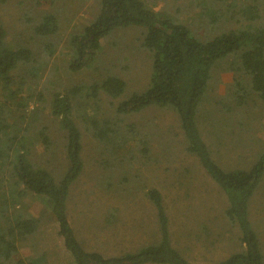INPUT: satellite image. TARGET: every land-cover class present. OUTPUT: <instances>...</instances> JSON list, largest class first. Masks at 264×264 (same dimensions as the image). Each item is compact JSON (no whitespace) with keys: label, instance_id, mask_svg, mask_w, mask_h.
Masks as SVG:
<instances>
[{"label":"rangeland","instance_id":"rangeland-1","mask_svg":"<svg viewBox=\"0 0 264 264\" xmlns=\"http://www.w3.org/2000/svg\"><path fill=\"white\" fill-rule=\"evenodd\" d=\"M142 1L202 41L248 24L264 29V0ZM98 10L99 0H0L6 46L30 53L10 74L15 96H7L0 85V123L10 128L0 136L6 130L22 136L29 162L60 178L67 167L65 136L50 102L56 94L69 97L81 134L83 168L70 188L67 217L88 252L112 257L155 243V214L146 198L152 189L159 192L168 216L170 242L188 262L216 264L241 252L237 227L224 215L226 198L185 151L176 114L157 106L128 116L116 113L120 102L147 87L151 60L142 45L144 30L132 26L113 31L100 41L89 68L69 70V41L94 21ZM248 10L252 18L246 17ZM47 15L55 17L58 30L42 37L35 29ZM109 76L125 83L124 95L111 99L98 91L90 97L88 89ZM236 77L234 57L217 63L196 115L201 138L224 171L249 170L264 150V102L245 83L244 102L238 104L232 95ZM40 134L47 136L48 146ZM8 169L0 167L4 214L40 220L38 231L17 245L12 260L42 255L47 264H71L45 200L19 188L16 192ZM248 214L264 264V174Z\"/></svg>","mask_w":264,"mask_h":264},{"label":"trees","instance_id":"trees-1","mask_svg":"<svg viewBox=\"0 0 264 264\" xmlns=\"http://www.w3.org/2000/svg\"><path fill=\"white\" fill-rule=\"evenodd\" d=\"M52 1V0H50ZM246 17L252 18L246 11ZM140 27L144 30L143 48L149 53L151 73L145 90L132 93L116 107L121 116L136 114L150 106L166 108L176 114L179 129L185 140V151L194 156L209 179L224 194L227 207L224 215L237 227L244 249L216 264H263V256L256 232L250 221V200L264 174V150L247 171H224L212 159L196 124L199 105L203 102L212 68L228 57L235 59V101L244 102L246 88L264 102V29L248 24L220 34L209 41H202L184 25L148 10L142 0H99V10L94 21L69 41L72 60L69 70L78 72L89 68L100 48V41L115 30ZM58 30L53 15L43 17L35 32L48 37ZM30 59L26 49L9 48L5 44V31L0 26V85L7 96L13 97L10 74L16 67ZM247 79V82H246ZM95 98L98 91L111 99H120L125 93V83L117 77H107L89 89ZM243 92V93H242ZM14 93V95H13ZM51 115L57 118L65 136L64 152L67 167L56 179L27 159L23 137L0 136V167L5 164L13 178V188L23 194L42 197L56 223L65 251L71 264H191L172 246L169 219L157 190H149L146 198L151 204L156 221L157 241L134 253L106 257L88 252L77 241L67 217V201L71 186L79 178L83 163L81 134L72 119L69 97L56 94L50 102ZM10 129L1 125L0 133ZM43 133V132H42ZM42 142L49 145L47 136L40 134ZM39 135H37V138ZM125 140V137H124ZM0 264H47L44 256L17 258V245L35 234L40 220L22 215L4 214L0 204Z\"/></svg>","mask_w":264,"mask_h":264}]
</instances>
